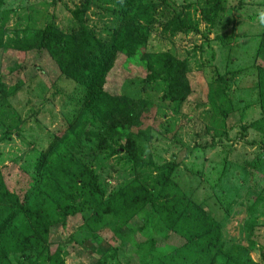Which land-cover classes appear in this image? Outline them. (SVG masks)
<instances>
[{"label": "rangeland", "instance_id": "374dc122", "mask_svg": "<svg viewBox=\"0 0 264 264\" xmlns=\"http://www.w3.org/2000/svg\"><path fill=\"white\" fill-rule=\"evenodd\" d=\"M154 2L155 10L143 11L150 18L143 19L138 14L123 18L119 0H0L4 43L33 35L51 21L58 32L71 33L77 21L72 10L84 6L81 22L92 35L108 43L118 24L134 26L144 40L141 51L170 52L187 70L188 86L185 98L174 106L162 81L141 80L143 62L117 53L103 89L146 100L138 127L145 129L146 138L125 141L102 133L96 140L99 149L72 154L92 171L97 190L77 177L58 179L57 190L45 186L32 193L39 186L32 177L33 164L56 127L75 115L81 87L59 75L51 57L1 47L0 177L19 195L34 184L30 193L36 206L78 208L64 225L51 228L47 242L50 251L56 249V259L49 261L40 240L36 247L10 253L11 262L156 264L143 248L151 238L156 259L162 254L168 258L166 247L181 241L171 234L162 237L163 229L147 215V206L125 222L111 214L96 223L88 220L93 198H107L127 184L150 186L161 166L172 163L171 180L218 223L217 252L237 246L243 264H264V131L252 125L261 116L257 78L264 70V26L257 14L264 10V0H222L225 10L211 24L205 20L207 0ZM161 10L167 18L179 10L190 29L163 27ZM139 129L131 128L132 135ZM128 149L141 165L129 159ZM197 249L192 244L171 264H196Z\"/></svg>", "mask_w": 264, "mask_h": 264}, {"label": "trees", "instance_id": "16d2710c", "mask_svg": "<svg viewBox=\"0 0 264 264\" xmlns=\"http://www.w3.org/2000/svg\"><path fill=\"white\" fill-rule=\"evenodd\" d=\"M154 1L119 0L120 14L123 18L138 14L143 19H148L150 16L143 11L147 7L151 11L155 10ZM207 1L209 9L204 8L205 20L211 24L219 12H224L225 6L222 0ZM75 9L77 11L72 10V15L77 21L72 32L68 34L58 32L53 21L46 22L33 35L9 38L8 43L3 42L0 31V48H9L12 52L33 51L36 56H49L59 75L69 77L81 87L74 101L75 115L56 127L33 164L32 177L38 181L39 186L32 193L44 189L45 186L57 190L58 179L77 181V177L83 178H80L83 185L97 190L92 171L73 160L72 154L99 149L96 140L102 133L117 135L125 138V141L132 136L146 138L145 129L138 128L141 125L142 112L147 107L146 100L111 95L103 89L105 77L117 53L136 57L143 62L144 75L141 80L162 81L167 94L173 98L174 106L180 104L188 91L185 77L187 70L170 52H142L143 38L135 33L134 26L126 22L112 28L110 42L101 41L81 22L80 14L83 13L84 6H76ZM158 17L163 18L162 26L172 29L173 32L190 29L182 20L179 10H173L171 18L165 17L161 10ZM257 83L261 94V116L252 125L255 129L264 131V70H261ZM133 127L139 129L134 135L131 132ZM128 151L131 156L129 159L134 165H141L132 156L131 149ZM172 168V163L162 165L161 170L152 176L153 184L150 186L127 184L107 198H93L90 201L92 213L88 221L96 223L104 215L111 214L115 219L125 222L142 207L147 206V215L154 216L156 223L163 229L162 237L166 239L171 234L181 241L177 246L166 247L168 258H164L165 254H162L156 259L153 255L154 239L151 238L143 248L153 258L154 263L171 264L174 258L179 259L185 255L182 251L193 244L198 248L196 264H243L237 246L226 249L222 254L217 252L220 235L218 223L171 180ZM33 187L34 184L27 186L19 195L8 190L0 177V264H20L11 262L9 254L36 247L40 240H44L49 261L56 259V249L50 251V242H47L51 228L64 225L66 216L78 210L73 206H36L30 193ZM99 193L102 195L101 191ZM85 223L87 224V220ZM56 248L58 249V245Z\"/></svg>", "mask_w": 264, "mask_h": 264}, {"label": "clouds", "instance_id": "9594fccd", "mask_svg": "<svg viewBox=\"0 0 264 264\" xmlns=\"http://www.w3.org/2000/svg\"><path fill=\"white\" fill-rule=\"evenodd\" d=\"M257 20L260 25L264 26V10H261L257 14Z\"/></svg>", "mask_w": 264, "mask_h": 264}]
</instances>
